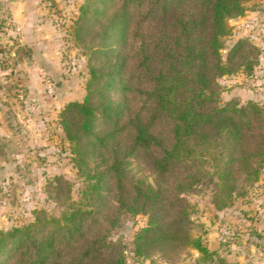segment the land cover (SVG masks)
<instances>
[{
    "label": "trees",
    "instance_id": "obj_1",
    "mask_svg": "<svg viewBox=\"0 0 264 264\" xmlns=\"http://www.w3.org/2000/svg\"><path fill=\"white\" fill-rule=\"evenodd\" d=\"M250 0H87L74 35L95 39L81 100L58 124L82 186L59 215L0 230V264H126L110 233L123 215H146L133 254L191 248L185 196L209 188L215 210L231 205L264 165V107L221 101L217 79L247 76L257 48L237 39L222 59L227 20ZM92 44V45H93ZM143 173H148V180ZM57 189L61 190L59 177Z\"/></svg>",
    "mask_w": 264,
    "mask_h": 264
},
{
    "label": "rangeland",
    "instance_id": "obj_2",
    "mask_svg": "<svg viewBox=\"0 0 264 264\" xmlns=\"http://www.w3.org/2000/svg\"><path fill=\"white\" fill-rule=\"evenodd\" d=\"M85 1L0 0V111L7 120L0 130L11 135L5 149H0V230L4 232L31 222L38 210L57 216L66 201L79 196L82 178L70 159L58 113L67 101L81 100L85 94L89 52L96 41L87 34L74 35L78 7ZM244 6L242 15L227 20L230 31L222 37L220 55L224 59L237 39L246 38L258 50L256 63L247 76L237 72L218 78L219 95L221 101L233 98L240 104L254 101L264 107V0H250ZM31 61L41 84L37 90H31L20 74L19 68ZM143 175L151 180L148 173ZM252 187L221 210L213 208L209 188L187 194L192 234L206 246L202 236L215 211H253L244 205ZM145 224L146 215H123L110 233L112 240L121 243L126 264H228L226 231L232 224L225 217L219 224L221 246L206 259L191 248L166 256L151 252L146 258L136 257L132 239ZM246 254L248 258L250 252Z\"/></svg>",
    "mask_w": 264,
    "mask_h": 264
},
{
    "label": "crops",
    "instance_id": "obj_3",
    "mask_svg": "<svg viewBox=\"0 0 264 264\" xmlns=\"http://www.w3.org/2000/svg\"><path fill=\"white\" fill-rule=\"evenodd\" d=\"M24 43L25 46L29 47L28 42ZM27 64L23 69L19 68L24 83L28 84L31 90L40 89L41 84L38 81L34 62L31 61ZM25 72L27 77L24 75ZM6 121L0 111V128H3L2 125ZM0 134L2 135H0V145L3 151L7 141L6 138L11 137V135L8 136L5 130H0ZM244 205L253 208V211L241 214L233 211H215L211 218L212 225L209 230L203 233L202 238L210 250H219L221 246L219 242L220 234L223 233L219 224L220 220L225 217L232 224V228H228L226 231L228 233L226 237L229 239L226 246L227 251L230 252L227 255V263L264 264V165L257 181L251 188L249 199ZM248 252H250V255L246 258Z\"/></svg>",
    "mask_w": 264,
    "mask_h": 264
},
{
    "label": "water",
    "instance_id": "obj_4",
    "mask_svg": "<svg viewBox=\"0 0 264 264\" xmlns=\"http://www.w3.org/2000/svg\"><path fill=\"white\" fill-rule=\"evenodd\" d=\"M0 149H1V145H0Z\"/></svg>",
    "mask_w": 264,
    "mask_h": 264
}]
</instances>
